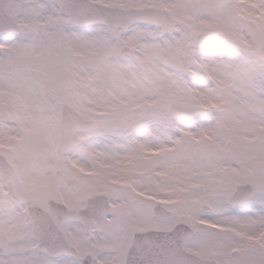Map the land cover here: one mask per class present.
Listing matches in <instances>:
<instances>
[{"label":"snow or ice","instance_id":"1","mask_svg":"<svg viewBox=\"0 0 264 264\" xmlns=\"http://www.w3.org/2000/svg\"><path fill=\"white\" fill-rule=\"evenodd\" d=\"M0 264H264V0H0Z\"/></svg>","mask_w":264,"mask_h":264}]
</instances>
